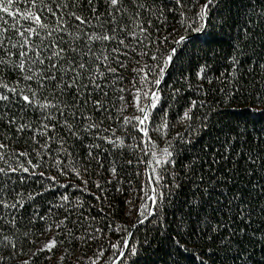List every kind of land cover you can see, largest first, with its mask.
Here are the masks:
<instances>
[{
	"label": "snow or ice",
	"instance_id": "1",
	"mask_svg": "<svg viewBox=\"0 0 264 264\" xmlns=\"http://www.w3.org/2000/svg\"><path fill=\"white\" fill-rule=\"evenodd\" d=\"M168 13L176 14L179 27L154 34V23L166 22ZM209 25L235 33L227 70L215 80L209 78V52L202 47L209 43ZM130 54L139 56L138 67L123 85L121 57ZM193 67L198 90L219 85L221 102L243 99L253 120H264V0H0V264H15L22 253L27 259L20 264H39L41 254L58 248L67 254L73 244L87 246L103 235L94 226L96 217L85 216L83 203L66 192L50 200L44 212L33 208L27 215V209L45 193L55 197L57 185L69 187L58 175L82 179L92 161L104 168L106 152L115 159L105 170L119 184L116 165L129 137L133 143L127 147L139 152L135 163L149 170L137 200L128 201L133 227L153 223L169 258L189 253L191 241L198 245L192 249L198 264H264V127L255 136L247 128L241 133L238 125L214 120L215 104L193 99L177 116L184 133L165 140L162 148L149 135L150 127L168 133V113L161 108L156 115L165 77L175 74L180 85L171 100L192 89L187 73ZM125 93H131L130 101ZM129 106L133 111L125 115ZM242 136L243 154L238 151ZM21 139L30 142V150L12 147ZM77 148L84 149L82 168ZM181 153L189 155L180 159ZM132 166L129 158L120 172ZM53 168L56 173L49 175ZM26 180H36L40 188L28 191ZM25 216L30 228L39 223L36 233L20 232ZM37 233L48 238L35 250L25 249ZM145 245L151 247L147 237L109 241L111 258L101 246L91 264H139Z\"/></svg>",
	"mask_w": 264,
	"mask_h": 264
},
{
	"label": "trees",
	"instance_id": "2",
	"mask_svg": "<svg viewBox=\"0 0 264 264\" xmlns=\"http://www.w3.org/2000/svg\"><path fill=\"white\" fill-rule=\"evenodd\" d=\"M178 27L179 24L176 14L168 13L166 22L163 18L161 21L155 22L152 31L154 34L159 33L163 35ZM206 31L209 33V36L207 37L209 43L202 45V47L205 51L209 52V56L207 57V63L210 67L208 73L209 78L215 80V77L219 72H225L227 70L229 61L225 58L232 51V37L235 33L226 29L221 30L220 28H214L211 25H209ZM213 51L215 53L214 55L212 54ZM121 59H123L124 64L126 65L125 68L119 70L123 77L122 83L123 85H128L129 81L136 75L134 69L138 67L136 60L139 59V56L130 54L127 58L122 56ZM199 63L203 64L205 63V60L201 59ZM247 66L248 65L245 63V67ZM241 71H243V69ZM195 72L196 68L193 67L187 73L189 79L193 82L192 89H182L179 97L171 100L168 98L174 87H180L177 83L175 74H173L171 79L166 76V83H162L160 86L164 89V93L161 106L157 109L156 115H159L161 108L168 113V133L164 136L160 132H157L154 127H150L149 130V135L160 148L164 147L165 140H172L176 137L177 133L185 132V127L182 123L178 122L177 116L178 113L182 112L185 103L193 99L197 100L198 103L201 100H204L207 102L208 106L215 104L218 109V114L214 116V120L219 121L222 124L231 123L233 125H238V131L241 133L247 128V130L255 136L258 130L261 127H264V120L259 122L253 120L252 114L248 112L247 105L244 103L243 99H237L236 101L224 99L221 102L222 93L215 90L219 85L210 86L205 84L203 91L198 90ZM246 78L250 79L251 77L249 76ZM205 92L207 95H205ZM125 99L130 101L131 93H125ZM206 110V108L199 109L196 111V115L199 116ZM132 111V108L129 106L125 115L130 114ZM3 131V127H0V132ZM117 134H120L119 130L117 131ZM245 139L246 136H242L239 141L238 151L242 154L247 151V148L244 146ZM132 143L133 139L131 137L126 138V147L121 151L120 162L116 165L119 172V184L116 182V178H113L111 173L105 170L115 159V157L106 152L105 155L108 156V158L106 160L103 159V157L101 158L104 168H100L95 161H92L87 165L89 171L87 173L82 172V179L77 178L72 174L67 176L58 175L57 179L60 181V184H66L69 185V187L64 188L57 185L52 189V191L57 193L55 197L52 196L51 192L45 193L44 197H37L36 202L33 203L31 207H28L27 215H31L33 208L39 212H44L45 207L50 200H59V193L66 192L73 200L78 198L83 203L82 211L85 213V216L96 217L93 222L94 226L103 229V235L97 234L96 240L90 242L87 246L73 244L71 247H68L65 245V247H68L67 254H65L64 248H58L52 253L41 254L39 264H57L59 257L62 255L65 256L62 264H91L93 254L101 246L104 248L105 257L110 259L112 251L109 247V241H118L121 238H129L124 231H119L117 229H128V231L133 234L129 239L130 242L144 241L146 237L151 242V247L145 245L147 250L141 252L139 264H164L165 261H167V264H172V259H178L179 264H198V254L192 251V249L196 248L198 245H192L190 241L189 253L169 258L165 255L166 251H168V245L166 242H163V235L155 230V225L153 223L145 221L143 224H136L135 227L132 226L135 224V214L128 201L137 200L136 193L139 186L143 185L144 182L148 180V169L146 168L145 163H135L136 156L139 155L138 150L134 151L131 147H127V145H131ZM12 147L16 150H30V142L26 143L24 139H21L18 143L14 141ZM113 151L116 150L113 149ZM74 155L82 168L85 163L84 149L77 148ZM187 155L189 154L181 153L180 159H183ZM129 158L133 160V166L126 167L123 172H120V164H123V162ZM45 163H48V161L46 160ZM67 164L68 160L65 159V165ZM176 167L177 170L181 167L179 160ZM137 172H139V175H136ZM55 173L56 170L53 168L49 172V175ZM237 179H239V177H237ZM82 180H86L88 183L84 184L82 183ZM106 180H111V183H106ZM94 182H99L101 187L97 188ZM246 184V180L240 181L242 187L246 186ZM25 185L27 186L28 191L40 188V183L36 182V180H26ZM224 191L227 192V189ZM253 195L255 196V193ZM97 197L100 199H96ZM101 209H103L102 212L100 211ZM172 211L173 209L171 208L168 210L167 218L169 220L173 219ZM229 223H231V221H229ZM253 226L255 227L256 225ZM38 227L39 223H37V228ZM37 228H30L27 225V216L20 221V232L31 231L36 233ZM19 235L20 233H17L18 237ZM47 238L48 234L37 233L30 237L27 243H24L22 238L20 242L24 243L25 249L30 246L35 250V248L39 247ZM257 247H259V245H257ZM45 255L50 256L51 259H45ZM23 259H27V256L22 253L21 256L15 260V264H20V261ZM100 264H104V261H101Z\"/></svg>",
	"mask_w": 264,
	"mask_h": 264
},
{
	"label": "water",
	"instance_id": "3",
	"mask_svg": "<svg viewBox=\"0 0 264 264\" xmlns=\"http://www.w3.org/2000/svg\"><path fill=\"white\" fill-rule=\"evenodd\" d=\"M148 171H149V170H148ZM128 239H130V237H129Z\"/></svg>",
	"mask_w": 264,
	"mask_h": 264
}]
</instances>
